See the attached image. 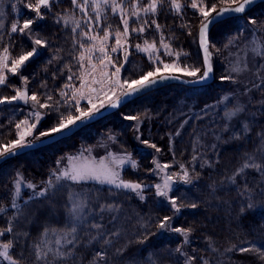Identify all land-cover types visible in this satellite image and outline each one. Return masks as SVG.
<instances>
[{"label": "trees", "instance_id": "16d2710c", "mask_svg": "<svg viewBox=\"0 0 264 264\" xmlns=\"http://www.w3.org/2000/svg\"><path fill=\"white\" fill-rule=\"evenodd\" d=\"M61 2L71 4V0H61ZM62 3L57 4L48 11L45 14V18L53 20L54 17L61 15L63 10L70 9V6L64 8L65 5H62ZM5 12L7 26L0 34V49L6 45V40H8L7 46H9L12 56H18L23 53L20 52L21 46L24 47L25 45L30 49L31 46L29 45L32 44L31 39L23 34L19 36L17 33L10 32V25L14 22V14L11 8H7ZM107 15H109V12ZM33 16L34 13L29 12L28 18H33ZM110 16L113 17L114 15L111 14ZM250 17L264 19V3L257 5L253 10L243 15L242 19L226 20L224 24L217 25L223 27L220 36L228 40L233 39L241 29L239 23ZM155 18L162 26L161 31L164 34L165 41L169 42V40H172V47L173 45L175 47V44L185 45L183 48H180V51H189L188 57L193 58L195 56L193 59L199 61V53H197V48L195 51L193 44H196V34L199 28L198 19L200 17L194 15L193 10L187 8L183 15H173L165 9ZM131 26L135 27L136 24L133 23ZM36 27V29H40V35L43 39L47 43H50L49 56L38 55L31 58L21 70V74L28 78L27 88L29 94L35 92L40 97L41 102L45 101V94H49L53 97V101H55L66 84L75 85V82L78 80L79 76L76 75L75 67L72 68L71 64L75 63L76 57L80 52V48L74 39V36L80 30L77 31V34H73L70 28L62 31L61 27L58 25H48L44 19L38 22ZM150 35L160 38V33L153 27L142 35L133 33L129 42L132 43L133 38H141L140 40L147 39ZM211 40L214 41L212 35L210 36ZM83 42L87 44L86 41ZM69 68H71V71H69ZM69 76L73 78L69 80ZM8 84L11 86L1 87L2 96H11V93H14V87L19 88L22 86L19 75L12 76L10 74ZM176 86L178 85L165 86L149 93L137 100V102L127 105V107L141 105L140 111H145L146 108L151 107L148 110V115L153 119V130L151 129L150 135L146 140L152 141L153 144L163 149V151L166 150L163 153L168 156L171 155L176 161L182 160L181 163L185 167L190 168L189 172L192 171L194 174H199V178L194 180L191 185L181 184L174 188L172 192L173 195L181 198L178 200V203L184 205L178 216V227L193 229L191 233L192 238L187 248L190 249L192 255L197 257L196 264H200V257L208 259L210 264H264L255 253H241L238 251L241 247L251 248L254 246L264 250V203H262L258 195L261 191V185H264V176L249 170L247 183L254 190L252 195L257 207L243 216L239 214V209L247 201V197H241L238 193L241 191L244 181L241 178H237V185L234 186L229 184L226 179L243 162V154L253 151L254 141L257 140L256 133L264 131V111L255 117V121L251 127L252 131L249 134L250 138L246 139L245 142L241 141L242 144L240 143V145H233L217 152L215 157L210 159L209 164L203 167L196 166L194 167L195 171H193L190 167V161L193 159V155L197 156L203 150H201V141H203L208 130H211L213 127L208 125L206 121L200 122L201 120L197 118L194 121L188 122L186 128L178 136L172 138L169 136V129L166 127V116L175 108V100L173 101L169 97V93ZM213 88L210 85L205 89L211 90ZM55 102L53 105H55ZM58 108L59 111L54 109H38L45 115H43L42 120L34 130L33 137L37 136L40 131L48 130L58 124L59 120L63 118L60 113H64L65 111L63 106H59ZM32 110L31 104L25 105L23 102L0 105V141L8 143L13 140L11 137L15 131V124L23 120L25 113ZM123 110L117 113H123ZM117 113L109 116L108 119H103L82 129L69 139L27 153L1 165L0 207L6 209V214H0V228L5 227V222L15 213V209L11 207V203L13 199V181L16 178L17 172L23 175L25 181L37 185L38 189L43 187V182L56 169L57 161L78 148L79 144L75 142L76 139L86 137L85 133L88 130L100 128L110 118L113 120L115 118L114 115ZM116 125L118 126V123ZM122 126L115 129L117 131L121 129L122 132L120 133L125 138H127V135L130 138L131 135L128 134L130 124L123 123ZM129 146V150L138 161L139 166L136 172H127L123 179L144 183L149 179L144 173L153 169L151 163L152 156L149 153L141 152L137 145L131 141L129 142ZM68 187L65 186L63 190L57 193L56 201V196L52 197L51 200L40 201L38 205L41 207L37 209V213L35 210L31 222L29 213L20 217L19 222H16L15 231H26L31 237V239L27 240V243L25 242L26 238H21L17 246V253L23 251V256L20 257V264H33L34 257L27 254L29 253V245L37 241V237H33L36 228H42V231L44 228H49L57 232L65 229V222L69 221V217L67 208L64 207L67 204L64 205L62 197L64 193H67L65 191ZM32 191L27 190L26 193L23 192L21 196L17 197L16 203L24 209L36 205L35 200L30 201L27 206L24 205V201L28 200ZM88 192L90 195L88 207L90 209L88 208L86 215L87 222L82 227L78 226V236L75 245H69L64 248L67 251H71L74 256V259L69 258L66 264H89L94 253L104 247L102 243H98L92 239L96 235V230L92 229L90 225L97 222L105 226L106 238L113 241L107 247L110 264H129L126 257L133 256H143L144 259H147L148 253L154 254L155 258H157V264H183L174 253L175 249L181 245L182 240L176 236L161 234L157 227L158 221L165 215L171 216L173 211L169 205L162 202L160 197L155 195L154 188L143 193L144 200H141L138 196L135 197L136 194L131 193L129 190H123L121 193V190L112 189L107 186L100 192L93 190H88ZM128 192L129 194L126 196L124 193ZM109 201H111L110 203L119 205V212L115 213L117 216L115 221L110 219L108 213H105L103 218L99 214L98 206L109 203ZM192 203L197 204V207L191 208L188 206ZM26 215L27 219H24ZM117 230L120 232L119 237L107 235ZM145 235L148 237L147 240L144 244H139L137 241L143 239ZM9 238L11 237L6 236L0 238V240ZM209 243L216 249L215 251L209 248ZM233 245L236 247L232 251H227ZM121 247H126L127 251L123 256H117L116 249ZM0 264H4V262L0 261Z\"/></svg>", "mask_w": 264, "mask_h": 264}, {"label": "snow or ice", "instance_id": "6c2138e0", "mask_svg": "<svg viewBox=\"0 0 264 264\" xmlns=\"http://www.w3.org/2000/svg\"><path fill=\"white\" fill-rule=\"evenodd\" d=\"M55 0H19V3L23 5V8L31 13H34V18L23 19L22 23L19 21L13 22L10 25L11 33H19L28 36L31 39L32 47L31 51L23 52L18 56H12L9 46L5 45L0 49V86H11L8 84V73L12 76L19 75L21 81V87H14V95L0 97V105H11L14 102H23L25 105L31 104L32 111L23 120L15 124L16 139L9 141L6 144L0 145V160H6L16 155L22 154L24 151L36 147V144H43L45 141L41 138L51 139L56 135H64L70 132L73 128L83 124L85 121H90L96 117L100 110L107 104L111 108H117L122 102V97H128L133 94L141 93L144 90H148L153 86L167 82V81H181L183 83H200L205 82L210 78V74L213 72L212 64L210 62L212 52L210 51L211 41L209 38L210 27L216 24H224L225 17L231 19H242L246 10L250 9L256 3V0H71V4L83 13V16L79 19L75 14L62 17L64 25L68 26L72 24L71 32L77 34L74 36L75 43L82 51L79 52L76 57L79 67L84 70V75L80 77L81 88H77L72 92V101L75 102V112L77 114H69L66 118H61L55 126L45 131H40L37 136H34L33 140H28V137H33L34 130L43 118V115L38 109H54L59 111L57 105L60 101L57 100L55 105L48 103L52 101L53 97L49 94H45V101L41 102L40 97L35 93L29 94L27 88L28 78L21 74V70L26 66V63L31 58L39 55V48L47 46V41L42 38L32 39L30 33L33 31V25L37 21L45 18V11H50L53 7ZM13 11L17 10L16 3L10 4ZM190 8L193 10L194 15H198L201 18V24L199 27V47L203 50V71L200 67L193 65L181 64V56H187V53L176 52L171 48L170 43L165 41L164 34L161 31V25L157 22L155 17L159 16L165 9L173 15H183L185 9ZM119 18V25L113 31L112 25L106 22L107 13ZM3 13H0V17ZM101 21L105 23L101 26L100 31L96 30L95 25H99ZM59 23V21H57ZM135 23L136 26L131 25ZM248 23L255 24L256 21L249 18ZM122 26V28L120 27ZM186 26V25H185ZM155 28L160 33L159 44L156 40L144 39L142 44L130 45L129 40L133 33L142 35L148 29ZM4 28L2 19H0V29ZM87 29V30H85ZM255 29L253 30L252 39L248 42L252 45L251 52L254 57H259L264 60V37H257L255 35ZM190 34V33H189ZM110 39H114V44L109 45ZM235 39V37L233 38ZM233 39L229 40V44L233 42ZM83 41L90 43L85 44ZM128 47H135L137 52L146 53L148 55L149 62L153 64L151 70L143 73L137 79H123L121 80V69L124 64L128 62ZM228 47V44L225 45ZM161 49L163 52L161 53ZM123 53V62L117 63L113 60V56L110 53ZM99 53V56H96ZM175 57L171 62H166L163 57ZM111 66L114 71L109 73L108 68ZM260 68H264V64L260 65ZM234 72H242L248 70L247 64L243 67L237 65L232 69ZM71 71V68H69ZM259 71V69L257 70ZM97 72H99V78H97ZM112 77H115L113 82ZM185 77L191 79H184ZM73 77L69 76L71 80ZM91 78L92 85H100L103 89L105 83H108L109 87L103 92L104 99L100 104L94 103V97L86 95L87 92L96 93V99L100 97V93L97 88L89 85L88 81ZM221 81H231L236 83L237 81L232 76H221ZM261 84H254V88L260 89L264 92V77H260ZM113 83L115 86H113ZM44 87V85H42ZM65 87L71 88V85H65ZM119 89V94H117ZM250 91L245 89V93ZM67 96V93L61 92V98ZM77 96L79 99H77ZM86 99L88 101V107L85 109L80 107L79 100ZM228 97L225 96L224 100ZM64 105L68 108L73 106L71 101L64 100ZM244 108L240 106H234L231 111H225L224 118L226 123L224 125V131H229L232 127L231 121L243 112ZM61 117H64L63 113H60ZM31 118V121H30ZM126 120H138L136 116H125ZM139 131V129H137ZM252 129L248 123H243L242 131L240 133L233 132L230 139L244 140L248 139ZM179 135V132L176 133ZM257 140L254 141V149L252 152H245L243 154V162L227 177V182L231 185H237V178L243 179L244 183L241 187V191L238 193L241 197H247V201L242 204L239 209L241 216L246 215L249 211L255 210L257 204L253 198V189L247 183V175L249 170L264 176V131L256 133ZM220 139V137H217ZM143 144L155 149L157 152L160 149L155 144H150L148 140H142ZM215 147V145H213ZM63 159V158H62ZM70 165L63 169H54L50 174V177L43 182V187L37 188V185L25 181L23 175L19 172L16 174V178L13 181V199L11 207L15 209L13 216L8 219L6 226L0 228V238L10 236L11 238L6 240H0V261L4 264H20V257L23 256V251L17 253L16 249L20 243L21 238L31 239L30 234L26 231H15L16 222H19L20 217L25 215L24 208L16 203L17 197L21 196L22 186L28 189H32V194L28 200L24 201V205L27 206L30 201L33 200H51L57 193L65 188V183L71 182V184H80L83 181H96L100 184H108L114 186L115 189L129 190L131 193H135L141 200H144L143 190L146 185L139 182L124 180L120 177L119 172L114 170L102 159L97 164L95 161L81 158L79 163H76V157H69ZM197 157L193 155V160ZM60 161H57L59 165ZM130 164L133 169L137 168L135 160L130 156H125L119 159L118 164L123 166L124 164ZM156 163V167L161 171H164L170 167L168 164L161 165ZM207 163V161H205ZM180 172H174L171 174H165L163 182L155 185V195L157 197L164 198L171 206L173 213H179L181 208L184 207L182 203H178L181 198L175 195H169L173 192L174 184L182 182L184 185H191L194 179L199 178V174L195 177L190 174L188 168L183 164L180 166ZM203 167V165H201ZM195 171V169H193ZM215 191V189H213ZM262 203H264V185H261V191L258 193ZM68 209L67 214L71 221V227L67 229L63 236L55 240L57 247L52 248L48 246V234L55 230L44 228L38 242H33L29 245L32 255L34 256L33 264H66L69 258H73V253L64 249L63 245H75L77 239L78 226L82 227L87 222V216L85 209L88 207V201L81 197L80 193H68L67 195ZM191 208H196L197 204L192 203L188 205ZM99 207V214L101 218L105 213L110 215V219L115 221L117 216L115 213L119 212V205L114 203L101 204ZM0 214H6V209L0 207ZM173 216L165 215L158 221L157 227L159 230H165L172 233L179 234L183 238V243H188L189 236L193 229L185 227H173L171 221ZM91 228L96 230V235L92 237L98 243L103 244V248L94 253L89 264H110V258L107 252V247L110 246L113 241L106 238L105 226L101 223H92ZM114 237H119L120 232L113 231L107 234ZM71 236L72 239H67ZM147 235L143 239H139V244H144L147 240ZM210 239V238H209ZM236 246L233 245L227 251H232ZM209 248L214 249L209 243ZM127 251L126 247L116 249L117 256H123ZM175 251L185 257V264H196L197 257L195 255H187L182 251V248L178 246ZM241 253H255L259 260L264 262V250L259 248L241 247L238 249ZM129 264H157V258L153 253L147 254V259L143 256L140 257H126ZM200 264H210V261L204 257L199 258Z\"/></svg>", "mask_w": 264, "mask_h": 264}, {"label": "rangeland", "instance_id": "374dc122", "mask_svg": "<svg viewBox=\"0 0 264 264\" xmlns=\"http://www.w3.org/2000/svg\"><path fill=\"white\" fill-rule=\"evenodd\" d=\"M31 2H34V0H31ZM16 3L17 5V10L13 11L12 13L14 14V22L19 21L22 23L23 19H28L29 11L23 8V5L19 3V0H0V13H3V16L0 17L2 19L4 28L0 29V34L5 30L7 26V22L5 21V11L7 8H11L10 4ZM61 4V0H55L53 7H55L57 4ZM62 5H65L64 8L70 6L69 10H63V13L59 16L54 17L53 20L46 19L44 20L48 23V25L51 24L53 25H58L61 27L62 31H66L67 28H72V24H69L68 26L64 25L62 17L67 16V15H72L75 14L76 18H80L83 16V13H80L77 8H75L72 4H65L62 3ZM52 7V8H53ZM51 8V9H52ZM45 14L48 12V10H44ZM35 15V14H34ZM111 13L109 12V15H107L106 22L112 25L113 30L117 28L119 25V18L117 16H110ZM34 18V16H33ZM114 18V20H112ZM117 18V19H115ZM256 21V23L250 24L248 23V20H244L243 22L239 23V27L241 28L237 32V36H235V39H233V42L229 44L228 39H224L223 36H220L222 32V26H215L211 33L210 36L212 35L214 38V41L211 40V45H214V47L210 46V51L212 52V66L214 68V82L211 84L214 88L211 90L205 89L206 87L202 88H187L184 86H176L172 91L169 93V97L172 98V100L175 103V108L171 111L169 115H167V124L166 127L169 129V136L172 138L174 136H178L176 133L179 132L181 133L187 126V123L190 121H194L195 119L199 118L201 121H206L208 125H211L213 127L211 130H208V133L204 136L203 141H201V150L198 155L196 156V160H191V169H194L196 166H201V165H207L209 164L210 159L215 157L216 153L224 150L227 147H231L233 145H240L241 141L245 142L246 139L244 140H233L230 139L231 135L233 132L240 133L242 131V125L243 123H248L250 128L252 127L255 117H257V114L259 115L262 111H264V92H262L258 88H254V84H261L260 77H264V68H260L261 64H264V60L260 59L259 57H254L253 53L251 52V47L252 45L249 44L248 42L252 39L253 35V30L255 29V35L257 37H264V19H259V18H254L250 17ZM42 21V20H40ZM40 21H37L40 22ZM59 21V23L57 22ZM199 21V27L201 24V18L198 19ZM33 25V31L30 33V36L32 39L43 37L40 35V29H36V24ZM105 23V21H101L99 25H95L96 30L100 31L101 26ZM219 25V24H218ZM122 28V26H120ZM78 29L77 31H79ZM87 30V29H85ZM45 32V31H44ZM199 28L197 30L196 34V44L194 45V49L196 51L197 48V53H199L200 59L199 61H196L195 56L188 57V52L185 51L182 52L180 51V48H183L184 46L182 44L176 45L175 47L173 45L172 47V40L166 41L170 43L171 48L173 51L176 52H182V53H187V56H181L180 58V63L187 64V65H193L196 67H200L201 71H203V60L202 56L200 53L199 49ZM19 36L21 34L17 33ZM138 36V35H137ZM136 36V38H137ZM179 37V36H178ZM155 36L150 35V37L147 38V40H156L157 43L159 44V38ZM165 38V37H164ZM141 39V38H140ZM140 39H132L133 42H129L130 45H135V44H142L143 40ZM30 40V39H29ZM28 40V41H29ZM31 41V40H30ZM8 40H6V45H8ZM86 43H90L86 41ZM108 44L111 46L114 44V39H110ZM228 44V47H225V45ZM197 45V46H196ZM28 47L24 45L21 46V51L20 52H27L31 51L32 47L34 45L30 44ZM39 55H45L49 56V50H50V43H47L46 47L39 48ZM128 52H130V55L128 56V62L124 64V67L121 69V80L123 79H137L139 78L140 75L143 73L149 71L152 69L154 66L149 62L148 55L146 53L142 52H137L135 47H128L127 48ZM82 51V49H80ZM191 51V50H190ZM163 52V49H161V53ZM113 56V60L119 65V63L123 62V53H110ZM96 56H99V53H96ZM163 59L166 62H171L175 57H167L164 56ZM50 61V60H47ZM200 62V63H199ZM247 64L248 70L242 71V72H234L232 69L233 67L239 65L243 67L244 64ZM71 67H75V73L78 75V80L75 82V85H71V88L65 87L63 88V92L67 93V96L61 98V93H59V96L57 97V100L60 101V104L57 105L58 107H62L65 109L64 111V117L66 118L67 115L69 114H77L75 112V102L72 101V92L77 89L81 88V74L82 76L84 75V70L79 67V64L77 62V59L75 63L71 64ZM259 69V71H257ZM109 72H113L114 69L109 66L108 68ZM8 77L10 76V73L7 74ZM221 76H232L234 79L237 81L236 83H233L231 81H221L220 77ZM97 78H99V72H97ZM186 79H191L187 78ZM112 80L114 82L115 77H112ZM89 85L92 87L97 88V91L100 93V97L96 99V93H89L87 92V87H85V92L86 95H91L94 97V103L97 105L100 104L101 100L104 99L103 92L107 90L109 87L108 83H105L103 86V89L101 88L100 85H92L91 84V78H89L88 81ZM68 85V84H66ZM113 86L114 83H113ZM1 87L0 86V97L1 95ZM262 88H264V85H261ZM249 89L250 91H247L245 93V89ZM119 89H117V94H119ZM12 95L15 94L11 93ZM9 96V95H7ZM227 96L228 99L224 100V97ZM77 99L79 97L77 96ZM141 99V98H139ZM138 99V100H139ZM55 99V101H57ZM64 100L71 101L73 106L71 108H68L67 106L64 105ZM55 101H48L50 104H53ZM134 102H137L134 101ZM80 107L85 109L89 106L88 101L86 99H80L79 100ZM240 106L244 108V111L239 113L236 118H234L230 123L232 127L230 128L229 131H224V125L226 123V120L224 118V113L225 111H231L234 106ZM108 106L107 104L105 107ZM104 107V108H105ZM141 105H135L133 107H127L125 106L123 109V113H117L115 116V120H109L105 121L100 128H96L95 130H88L85 133L86 137L76 139L75 142H77L78 148L72 152L64 155L61 157L58 161H60L59 165L57 164L56 169H63L66 168L70 165L69 157H76L77 160L75 161L76 163H79L81 161V158H86L88 160L95 161L97 164L99 163L100 160H104L106 164H108L110 167H112L114 170L119 172L121 178H125L127 172H136L138 170V161L135 159L133 156L132 152L129 150V142H133L137 145L138 149L143 152V153H149L151 157V163L153 165V169L149 172H145L144 175L148 176L149 179L141 183L143 185H146V187L143 190V193L146 192L147 190H151V188H154V193L156 191L155 185L158 183L163 182V177L164 175L171 174L174 172H180V165L182 164L181 161H176L174 157L172 158L171 155H166L164 154L166 150L163 151V149H160L159 152H157L155 149L149 147L148 145L143 144L141 141L148 139L150 135V131L152 129V117L148 115V110L149 108H146L145 111H140ZM103 109V108H102ZM101 109V110H102ZM152 112V111H151ZM30 112L25 113L24 117L28 116ZM125 116H136L139 119L138 120H126L124 119ZM23 117V119H24ZM109 117L105 118L108 119ZM31 121V118H30ZM118 123V126L116 125ZM123 123H128L130 124V131L128 132L129 136L127 135V138H125L122 133V130L115 129L117 127H123ZM139 129V131H137ZM153 130V129H152ZM84 134V133H83ZM82 137V136H81ZM217 137H220V139H217ZM13 139H16V129L12 135ZM34 137H28V140H33ZM43 139V138H41ZM199 140V139H198ZM197 140V141H198ZM150 144H153L152 141L148 140ZM6 144L5 142L0 141V145ZM242 144V143H241ZM215 145V147H213ZM128 146V147H127ZM164 152V153H163ZM125 156H130L131 159L135 160L137 164V168L133 169L130 164L126 163L123 166H120L118 164L119 159L124 158ZM63 158V159H62ZM207 161V163H205ZM154 162H159L161 165L168 164L170 167L164 171H161L156 167V163ZM188 168V167H186ZM190 170V168H188ZM191 175L194 177L197 175L196 173L194 174L192 171L190 172ZM126 180V179H125ZM196 180V179H194ZM65 183V186H69L64 193L62 199L64 201V205L67 204V206H64L65 208L68 209V202H67V195L68 193H80L81 197L86 199L89 204V192L88 190H93V191H101L103 188L110 187L112 189H115L114 186L108 185V184H100L99 182L96 181H83L80 184L73 185L71 182H62ZM183 184L182 182H177L174 184V188L177 186ZM27 190H32L28 189L26 187L22 186L21 194L24 192L26 193ZM121 193L123 192L122 189ZM115 191V190H114ZM12 192L14 193V189L12 188ZM126 196L129 194L124 193ZM170 196L173 195L171 192L169 194ZM58 196V195H57ZM57 196L55 197V201L57 200ZM114 197V196H113ZM136 197V195H135ZM160 200L164 202L165 204L169 205L167 201L160 197ZM36 205L33 207H27L24 209V213L30 215V222L32 221V217L35 214V210L37 213V209H40L41 206L38 205L40 203L39 200L34 201ZM111 201H109L110 203ZM32 205V204H31ZM49 205V204H47ZM30 206V205H29ZM39 206V207H38ZM171 208V206L169 205ZM88 208L85 209V214L87 215L88 213ZM90 209V208H89ZM184 210V209H183ZM173 211V210H172ZM182 211V209H181ZM180 211V212H181ZM179 213H172L171 216H173V219L171 221V226L173 227H178L177 223L179 222ZM24 219H27V215ZM66 226L65 229L62 231H54V232H49L47 240H48V246L55 248L57 247L55 245V240L57 238H60L63 236V233L71 227V221L69 219L68 222H65ZM179 224V223H178ZM42 233V228H36L35 233L33 234V237H40ZM161 234H166V235H171V236H176L182 240V243L180 247L182 248V251L186 253L187 255H192V252L190 249L187 248V245L190 243V240L192 238V234L189 236V241L188 243H183V238L179 236V234L172 233L169 231L165 230H160ZM77 236H78V231H77ZM67 239H72L71 236H68ZM66 246H69L68 244H64L63 247L65 248ZM176 256L180 259V261L185 264V257L182 256L180 253H177L174 251ZM28 256L34 257L31 253L30 247H29V253L27 254Z\"/></svg>", "mask_w": 264, "mask_h": 264}, {"label": "water", "instance_id": "95a60500", "mask_svg": "<svg viewBox=\"0 0 264 264\" xmlns=\"http://www.w3.org/2000/svg\"><path fill=\"white\" fill-rule=\"evenodd\" d=\"M262 3H264V0H256V3L253 6H251L250 9L246 10V12L243 15L247 14L248 12L253 10L257 5L262 4ZM226 20H229L228 17H225V21ZM216 25H218V24H216ZM215 26L210 27L209 38H210V33H211L212 29ZM199 49H200V53H201L202 60H203V50L200 47H199ZM211 58H212V56H211ZM210 62H211V59H210ZM211 64H212V62H211ZM212 68H213V66H212ZM184 79H186V78H184ZM214 79L215 78H214V68H213V72L210 74V78L207 81H205V82L183 83L181 81H174V80L173 81H167V82L158 84L156 86H153L152 88H150L148 90H144L141 93L133 94V95L128 96V97H122V102L120 103V105L117 108H111L110 106H106L105 108L100 110V113H98L94 119H92L90 121H85L83 124L73 128L70 132H67L64 135H56V136H54L51 139L43 138V140L45 141L43 144L37 143L36 147L28 149V150L24 151L22 154L16 155V156L11 157V158H8L6 160H0V166L3 165L4 163H6L7 161H10V160H12L14 158L23 156V155H25L27 153H30V152H33V151H36V150H40L42 148L49 147V146H51L53 144H56L57 142H60L62 140L69 139V138L75 136L82 129H84V128L90 126V125H93V124H95V123H97V122H99V121H101V120H103V119H105V118H107L109 116H112L113 114L119 112L125 106L133 103L134 101L138 100L139 98H142V97L148 95L149 93L154 92L156 90H159V89H161V88H163L165 86L180 85V86H184V87H187V88H202V87L210 86L214 82Z\"/></svg>", "mask_w": 264, "mask_h": 264}]
</instances>
